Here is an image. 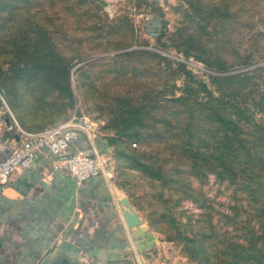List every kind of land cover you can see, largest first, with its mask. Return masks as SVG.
Here are the masks:
<instances>
[{"label": "rangeland", "instance_id": "obj_1", "mask_svg": "<svg viewBox=\"0 0 264 264\" xmlns=\"http://www.w3.org/2000/svg\"><path fill=\"white\" fill-rule=\"evenodd\" d=\"M80 1L16 0L19 8L4 15L10 21L0 34V98L15 117L34 126L49 123L54 115L66 122L76 112L96 123L98 131L109 134L110 115L119 112L121 92L132 87L140 93L136 87L142 89L152 80L156 92L162 93V100L166 96L172 98L173 94L182 96L191 79L180 72L181 63L194 76L192 88L201 91L199 82L206 83L223 101L236 102L252 121L251 129L264 130V0H232L231 10L222 9L228 5L225 0H103L106 5L99 0H87L93 9L77 5ZM70 2L72 6L67 5ZM96 5L102 10L96 11ZM85 10L94 19L86 17ZM149 14L165 22L163 35L149 28ZM103 23L113 25L116 30L113 36L107 34V27L104 31L100 29ZM117 25H123L124 30ZM126 32L136 37L131 47L102 52L109 39L110 43H117L120 33ZM192 37L200 42H186V38ZM55 50L71 65L72 97L61 88H54L49 78H45L54 74L44 67L51 66L48 61ZM131 50L151 51L159 57L138 55L124 68L127 75L121 76L118 67L129 62L127 57L115 60L111 57ZM186 50L190 52L188 55ZM32 58L35 63L30 62ZM20 61L29 66L26 72L37 66L43 69L37 70V74L22 72ZM93 63L96 65L89 66ZM235 74L239 80L250 81H235L233 89L222 90L214 82L215 77ZM205 95L200 93V97ZM123 141L127 144L112 146L107 163L113 179L158 241V245L143 254L144 264H201L193 257L192 233L200 227L199 220L206 219L202 216L206 213L202 203L192 198L191 189L185 191L178 183L165 185L135 167L127 146L157 155L159 142L149 146L138 141L135 146L129 138ZM161 146H166L165 142ZM169 154L166 149L167 157ZM180 171L186 181H192L196 189L204 192L212 205L213 227L206 222L205 229L216 227L232 235L237 233L247 245L250 229L260 228L261 211L255 197L242 187L246 174L240 173L238 183L234 184L228 176L220 180L214 173L199 181L190 176L187 166H181ZM234 208L240 214L237 224L227 218L235 217Z\"/></svg>", "mask_w": 264, "mask_h": 264}, {"label": "trees", "instance_id": "obj_2", "mask_svg": "<svg viewBox=\"0 0 264 264\" xmlns=\"http://www.w3.org/2000/svg\"><path fill=\"white\" fill-rule=\"evenodd\" d=\"M225 1L228 2V5L222 9L231 10L232 0ZM15 2L16 0H0V34L5 24L10 21L5 19L7 17L4 15L13 13L19 8ZM72 4L70 2L67 5L72 6ZM77 5L93 9V5L87 0H82ZM96 6V11L97 9L100 11L101 7ZM84 13L89 19H94L90 11L85 10ZM160 23L161 27H159ZM106 24H101L100 29L104 31L107 27L109 31L107 34L113 36L116 32L115 28L111 24L108 26ZM165 25V22L159 19L148 24L153 32L161 35L165 32ZM117 26H119L118 29L124 30L123 25ZM120 34L122 35H119V41L110 43L111 39H109V43L103 46L102 52L120 50L133 45L136 39L133 33ZM186 42L198 44L200 40L192 37L186 38ZM189 53L186 50V55ZM138 55L159 57V54L155 52L131 50L116 54L111 58L115 60L127 57L129 62L126 65L120 64L118 67L121 71L120 75L123 76V74L127 75L124 68L128 67L134 57ZM38 56L43 57L44 61L47 60L44 56ZM50 56L51 61H48V64L51 63V66L44 68L54 74H48L45 78H49L54 88L59 87L68 97H72L73 92L69 87L70 63H66V59L56 50L51 51ZM164 59L167 60L165 57ZM30 62L35 63V60L32 58ZM95 65L93 63L89 66ZM179 65L180 72L191 79L187 81V89L184 90L182 96L177 97L173 94L172 98L166 96L162 100L160 98L162 93L156 92L152 80L142 89L139 86L136 87L137 90H141L140 93L133 91L132 87L121 92V99L118 101L121 104L119 112L113 111L110 115L111 121L108 126L112 131L107 134L108 143L110 146L117 147L118 143L127 144L123 141L125 138H129L136 144L138 141L147 142L150 144L149 146L153 142H159L157 155L146 150L140 151L131 148V145H128L129 158L135 162V167L142 168L144 173L152 179L161 181L165 185L178 183L179 187L186 188L185 191L188 188L191 189L192 198L198 203H202L201 205L206 210L202 216L206 219L199 220L200 227L192 233L193 257L199 259L201 264H264V130L260 129V132L256 125H254L256 127L254 130L251 129L252 121L243 114L236 102L223 101L207 87L206 83L199 82L201 91L192 88L191 84L195 81L192 80L193 74L186 70L183 64ZM19 66L22 72L31 74L33 72L37 74V70L40 72L43 69V66H37L33 67L30 72H26L29 66L24 61H20ZM237 77L236 74L221 78L215 77L214 82L219 84V89L222 90L226 87L233 89L235 81H250L248 78L239 80ZM127 83L130 84L131 80H128ZM200 93H206V95L200 97ZM232 96L233 93L229 95L230 98ZM241 115H244L243 118ZM17 119L22 125H26L22 118L17 116ZM58 119L54 115L49 118V123H40L34 126L41 128L47 126L46 124L57 125ZM164 142L166 146L163 147L161 145ZM166 149L170 151L169 157L166 155ZM154 159H162V162ZM174 159H178L179 162L176 163ZM183 159H188L189 162L186 163ZM170 164H173V167H170ZM181 166L189 167L190 176L199 181L206 180L209 173H214L220 180L228 176L232 183L237 184L238 175L246 174V182L242 184V187L255 197L254 201L261 211L260 228L257 231L250 229L247 245L241 242L237 233L232 235L231 232L217 230L216 227L205 229L206 222L210 227H213L212 205L208 198H205L202 190L196 189L192 181L191 183L186 181L184 175L180 174ZM234 209L235 217L227 216V218L234 220V224H237L240 214L237 208ZM257 232L259 234H256Z\"/></svg>", "mask_w": 264, "mask_h": 264}, {"label": "crops", "instance_id": "obj_3", "mask_svg": "<svg viewBox=\"0 0 264 264\" xmlns=\"http://www.w3.org/2000/svg\"><path fill=\"white\" fill-rule=\"evenodd\" d=\"M147 19L148 24L156 21L154 14ZM0 102V161L28 134L54 126L22 125ZM107 136L79 133L72 141L74 150L99 153L105 161L103 173L81 184L53 169L56 157L46 148L12 175L0 197V264H40L46 258L69 264H144L143 254L158 241L143 221L132 228L125 221L121 200L128 196L107 163L112 151Z\"/></svg>", "mask_w": 264, "mask_h": 264}, {"label": "built area", "instance_id": "obj_4", "mask_svg": "<svg viewBox=\"0 0 264 264\" xmlns=\"http://www.w3.org/2000/svg\"><path fill=\"white\" fill-rule=\"evenodd\" d=\"M97 132L96 123L89 117L74 112L68 121L58 126L28 134L20 147L12 149L10 154L0 161V197L4 194L6 184L9 183L12 175L18 170L27 168L34 159L35 153L44 148L50 150L56 157L53 169L71 175L78 184L103 173L105 161L99 153L90 154L83 149L72 148V141L79 133L94 138Z\"/></svg>", "mask_w": 264, "mask_h": 264}, {"label": "water", "instance_id": "obj_5", "mask_svg": "<svg viewBox=\"0 0 264 264\" xmlns=\"http://www.w3.org/2000/svg\"><path fill=\"white\" fill-rule=\"evenodd\" d=\"M101 1V4L106 5L103 0ZM1 104V102H0ZM6 121L8 125L10 124L9 118H6ZM121 205L125 217V221L129 227H136L139 226L142 223V218L140 217L139 213L136 212L137 210L134 208L132 203L130 202L128 197H125L121 200ZM40 264H69L67 261L64 262H53L51 258H46L44 261H42Z\"/></svg>", "mask_w": 264, "mask_h": 264}]
</instances>
